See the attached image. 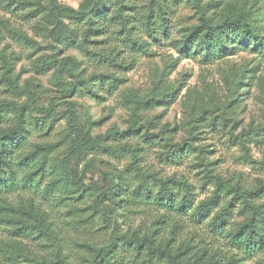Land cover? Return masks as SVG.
Returning a JSON list of instances; mask_svg holds the SVG:
<instances>
[{
    "label": "rangeland",
    "instance_id": "obj_1",
    "mask_svg": "<svg viewBox=\"0 0 264 264\" xmlns=\"http://www.w3.org/2000/svg\"><path fill=\"white\" fill-rule=\"evenodd\" d=\"M152 1L0 0V102L26 108L21 148L12 159L50 145L51 162L62 169L68 157L85 185L102 188L108 173L121 174L126 183L117 194L128 197L125 208L105 200V216L93 215L94 196L56 188L57 171L43 183L53 187L48 196L44 185L4 190L0 264H106L95 253L111 242L117 243L113 264H149L150 256L122 245L119 237L155 230L164 243L172 238L177 218L135 194L143 184L157 193L162 181L177 200L187 194L192 209L217 200L209 217L173 233L175 247L194 246L199 254L209 248L220 257L238 253L211 226L232 204L230 227L254 216L264 237V196L253 193L264 185V0H199L212 24L242 16L263 39L226 35L221 54L213 53L217 41L209 47L201 40L185 43L189 27L182 25L201 24L193 0L171 2L165 19L157 20L160 26L147 30L144 17L160 14ZM95 11L107 12L100 20L106 27L98 32V24L81 15L101 18ZM119 13L135 43L126 40ZM0 113L1 134L17 125L18 114L12 107ZM145 131L152 142L143 138ZM83 135L95 144L67 156ZM179 144L188 148L184 156L167 158L165 152ZM40 219L46 230L37 239ZM239 256L244 260L231 264H256L264 250ZM151 264L168 263L154 257Z\"/></svg>",
    "mask_w": 264,
    "mask_h": 264
},
{
    "label": "trees",
    "instance_id": "obj_2",
    "mask_svg": "<svg viewBox=\"0 0 264 264\" xmlns=\"http://www.w3.org/2000/svg\"><path fill=\"white\" fill-rule=\"evenodd\" d=\"M173 1L178 4L184 0L152 1L153 3L158 2V11L160 14L158 19L157 17H153L151 20L150 15H146L144 17V26L147 30L154 32L158 26H160L157 20L165 19L163 18V13L166 14L168 11V4ZM186 1L191 3L190 0ZM193 2L195 7L197 6L201 8L199 17L201 24H194L191 26L182 25L186 28L189 27L188 29H185L188 30L185 43L193 46L195 42L201 40L202 42L204 41V45L206 47H209L212 44L214 45L217 41L218 45L213 47V53L217 51L220 52V54L223 52L225 44L229 42V40H224V37L229 34L235 35L236 33H239L247 40L252 38L255 39L256 43H263V39L255 35L256 31L244 20L242 16L237 18L228 17L225 22L214 25L208 17L204 16L202 6L200 5L201 2H199V0H193ZM106 13L101 15V13H97L95 11V15L98 18L101 16V18L97 20H93V16L90 17V12L81 15L82 17H87L91 24H98L99 28L96 29V32H98L102 28L106 27L102 21H100L104 19V15ZM118 19H120L121 24L125 23L124 15L121 13H119ZM122 29L127 30L126 40L135 43L136 41H134V39L130 36L131 28H128L125 24H123ZM181 32L183 33L186 31ZM69 89L70 88L68 87L66 90ZM9 107L17 110L18 123L16 126L9 128L8 131H4L0 134V193L4 190L11 191L20 184L25 187H28V185L31 184V186L37 190H42L41 188L44 185L43 183L48 180L50 175L57 171L58 176L55 177L57 180L54 182V186L56 188L59 185H63L67 188V190L77 193L79 198L84 196H94V202L91 205L94 208L92 211L93 215L101 213L102 216H105L106 211L104 207L107 206L104 203L105 200L112 201L115 206L123 207L122 203L127 200L128 197L118 195L117 191L125 186L124 184L126 183V178L123 179L121 174L114 175L112 173H108L107 178L109 177V182L106 186L97 188L85 185L81 176L83 173H79L78 171L71 169L68 157L66 158L63 156L61 160L62 169L59 168L55 162H51L47 154L50 147H52L50 145L38 147L33 153L24 156L20 159V161L15 163L11 155L21 148L22 140L20 133L27 126L24 118L26 108L17 106L12 102H0V111ZM38 110L43 112L41 111V108H38ZM142 136L145 138L146 142H152L154 140V138L149 135V132L147 131H145ZM91 144H95V140L91 138V136L83 135L73 146L72 150L69 151L67 156H71L74 149L77 148L79 151H82L88 145L91 146ZM165 146L167 145L165 144ZM186 149L188 150L185 144H179L177 148H172L171 151H166L165 154L167 155V158L172 157L173 159H181L184 156L185 151L187 152ZM20 173L22 174V178L18 181L17 175ZM44 186H46L44 192L48 196L53 190V187L50 189L47 183ZM170 190L171 187L167 181H162L161 187L157 193L150 192L144 184L138 185L135 190V194H139L138 196L142 201L147 204L157 205L160 209L164 210V213L177 218L172 230V238L168 242L164 243V239L158 240L155 230L145 232L142 235H139L138 231H133L131 234H122L119 237V239L122 240V245L134 248L138 254L150 256L148 261L149 264H151L154 257L165 260L168 264H231L233 261L234 263H240L239 260H244L245 257H240L239 255L245 254L252 257L257 252L264 250V237L260 233V228L258 227V223L256 222L254 216H251V218H249L243 225L237 228L230 227L228 212L230 208H232L233 204L218 213L217 216L212 219L211 226L213 232L216 234L225 233L230 244L237 250L236 252L238 253H233L231 256L226 255L220 257V251L215 252L211 250L212 253H210L211 251L209 248L205 249L202 254H199L194 251V246L179 244L175 247V237L173 236V233L176 234L178 229L182 230L185 228V224L189 223V221L199 222L200 220L203 221V218L206 219L209 217L211 206L216 204L217 200L210 199L209 201L202 203L199 207L192 209L193 206L191 205L187 194H185L181 200H177L174 198ZM253 193L255 196H264V185ZM214 201L215 203H213ZM260 206L261 205L252 206V210L254 211L253 215L259 211ZM98 210H100V212H98ZM183 216H186L188 221L183 219ZM157 222L159 223L160 220L158 219ZM36 226L40 229L41 233H39L35 238L41 239L44 236L42 235V232H45L46 230L42 223V219L39 220ZM32 232L33 231L28 228H24L23 230V234L25 236H31ZM116 246V242H111V244L106 248L97 249L95 258H99V262L105 261L106 264H113L110 256ZM263 263L264 259H260V261L256 262V264Z\"/></svg>",
    "mask_w": 264,
    "mask_h": 264
}]
</instances>
